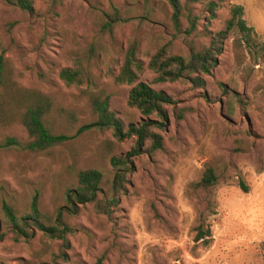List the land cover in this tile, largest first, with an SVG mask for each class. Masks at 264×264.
Segmentation results:
<instances>
[{"label":"rangeland","instance_id":"374dc122","mask_svg":"<svg viewBox=\"0 0 264 264\" xmlns=\"http://www.w3.org/2000/svg\"><path fill=\"white\" fill-rule=\"evenodd\" d=\"M221 9L209 29L196 35L176 34L171 10L164 0H34L27 14L0 0V53L24 87L40 90L75 118L53 115L56 134L70 140L45 152L0 151L1 206L12 205L22 216L34 199L47 225L66 206L77 186V172L95 169L104 177L103 195L110 197L113 178L107 161L99 158L106 141L118 156L128 153L133 140L115 143L111 133L77 130L96 121L81 93L88 88L66 86L59 72L86 60L95 90L106 89L110 108L125 126L143 117L127 106L131 86L114 85L123 51L139 44V58L147 64L160 46L184 54L192 44L206 45L222 28L231 6H241L254 44L240 67L231 53V38L203 89L187 83L155 82L145 70L139 81L166 93L176 102L161 132L164 149L134 159L126 193L119 195L111 216L87 204L64 216L71 229L67 248L60 239L31 230L25 241L9 233L0 242V264H264V0H214ZM110 3L126 20L103 33ZM194 14L203 15L199 5ZM186 27L182 19L181 30ZM219 84L230 95L222 93ZM92 90V88H89ZM232 95V96H231ZM28 142L20 125L0 129V139ZM218 183L197 188L205 166ZM209 231L207 245L196 243L197 229ZM63 256V257H61Z\"/></svg>","mask_w":264,"mask_h":264},{"label":"trees","instance_id":"16d2710c","mask_svg":"<svg viewBox=\"0 0 264 264\" xmlns=\"http://www.w3.org/2000/svg\"><path fill=\"white\" fill-rule=\"evenodd\" d=\"M7 5L20 11L32 14L34 0H2ZM58 1V0H53ZM171 10V23L176 34L190 38L196 35L200 25L209 29L211 22L217 19V12L221 9L219 2L214 0H164ZM193 5H199L203 15L194 14ZM111 13L104 15L101 25L103 33H111L115 25L125 22L119 10L110 3ZM186 21V27L181 30V21ZM231 38V53L236 65L242 66L246 60V52L254 44L255 33L248 27L244 19V10L241 6H231L229 16L223 21L222 28L210 35L206 45L197 49L195 44L184 54H173L169 45L160 46L149 57L147 64L139 54V44L136 40L128 43L123 51L117 73L113 75L114 85L131 86L127 106L136 109L143 119L138 124L125 126L110 108V95L106 89L95 90L93 76L89 72L86 60H76L71 67L63 68L59 72V79L66 86H86L81 91L90 105L91 114L96 121L80 127L76 133L87 130L110 132L115 143L133 140L131 150L118 156L114 152V143L106 141L99 151V158L107 161L113 172L110 182V197L103 195L104 177L95 169L77 172V186L66 197V206L58 212L54 221L44 222L36 199L30 206L29 214L22 216L12 205L3 204L0 221V242L7 234L12 235L14 241L28 240L32 229L44 233L54 239H60L67 248L66 235L71 229L65 223L64 216L77 213V206L91 204L97 213L110 217L112 208L117 203V197L126 193L128 176L133 171L134 159L141 155H155L164 149V140L161 135L168 122V108L175 105L174 99L161 91H155L149 84L139 81L141 74L148 70L156 77L159 83H187L194 89H203L204 76H211L217 66V60L223 53L226 41ZM222 93L229 96L230 91L219 84ZM89 88H92L90 90ZM232 96V95H231ZM53 115L69 117L75 116L56 104L50 97L40 90L21 85L13 71L11 63L0 53V129H9L20 125L26 132L28 142L22 146L14 138L0 139V151L27 150L34 153L45 152L61 146L70 140L64 134H56ZM218 183L213 168L205 166V170L197 188L209 189ZM210 236L209 231L197 229L194 238L196 243L208 244L205 240ZM63 257V256H61Z\"/></svg>","mask_w":264,"mask_h":264}]
</instances>
